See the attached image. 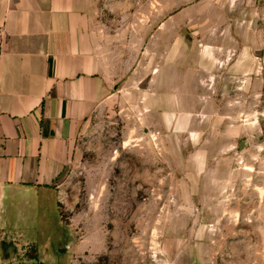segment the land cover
<instances>
[{
    "label": "rangeland",
    "instance_id": "374dc122",
    "mask_svg": "<svg viewBox=\"0 0 264 264\" xmlns=\"http://www.w3.org/2000/svg\"><path fill=\"white\" fill-rule=\"evenodd\" d=\"M97 23L128 76L0 264H264V0H100Z\"/></svg>",
    "mask_w": 264,
    "mask_h": 264
},
{
    "label": "crops",
    "instance_id": "0c3cea01",
    "mask_svg": "<svg viewBox=\"0 0 264 264\" xmlns=\"http://www.w3.org/2000/svg\"><path fill=\"white\" fill-rule=\"evenodd\" d=\"M99 1L0 0V225L22 193L46 196L79 128L128 76Z\"/></svg>",
    "mask_w": 264,
    "mask_h": 264
}]
</instances>
